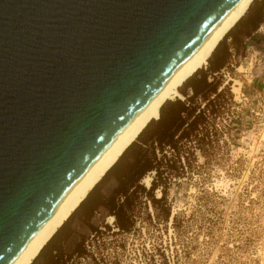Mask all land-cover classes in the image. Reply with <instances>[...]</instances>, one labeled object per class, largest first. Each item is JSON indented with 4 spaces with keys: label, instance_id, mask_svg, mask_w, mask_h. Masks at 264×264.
Listing matches in <instances>:
<instances>
[{
    "label": "water",
    "instance_id": "1",
    "mask_svg": "<svg viewBox=\"0 0 264 264\" xmlns=\"http://www.w3.org/2000/svg\"><path fill=\"white\" fill-rule=\"evenodd\" d=\"M241 0H0V264Z\"/></svg>",
    "mask_w": 264,
    "mask_h": 264
},
{
    "label": "rangeland",
    "instance_id": "2",
    "mask_svg": "<svg viewBox=\"0 0 264 264\" xmlns=\"http://www.w3.org/2000/svg\"><path fill=\"white\" fill-rule=\"evenodd\" d=\"M258 2L251 4L253 9ZM225 38L220 50L230 44L224 42ZM231 54L220 73L210 75L207 63L180 89L182 96H191L187 87L204 75L206 82L214 79L221 89L225 87L220 98L211 99L217 108L215 116H208V123L217 136L210 147H205L204 153L193 150L194 158L185 160L184 178L171 181L164 189V203L153 208L143 200L135 229L128 235L118 233L113 222L107 223L109 217L103 208H96L92 218H83L94 201L108 195L115 186L113 175H106L92 191L91 200L86 199L88 209L84 206L76 211L52 244L54 247L65 239V250L79 242L87 245L91 258H73L71 264H264V20L252 38ZM234 82L240 83L238 99L232 93ZM174 102L164 106L163 113ZM198 103L202 109L203 102ZM157 121L147 127L148 132L154 130ZM194 144L183 145L187 151L195 149ZM153 176L145 177L152 181ZM155 196L159 198L160 192L156 191ZM166 210L169 218L164 222ZM147 216L150 221H146ZM91 228L98 229L96 235ZM50 249L42 250L35 264L55 256L50 255Z\"/></svg>",
    "mask_w": 264,
    "mask_h": 264
},
{
    "label": "trees",
    "instance_id": "3",
    "mask_svg": "<svg viewBox=\"0 0 264 264\" xmlns=\"http://www.w3.org/2000/svg\"><path fill=\"white\" fill-rule=\"evenodd\" d=\"M252 5L245 17L226 36L224 42L229 41L230 44L220 50L219 47L222 44L220 43L210 57L207 68L210 75L218 74L225 69L230 57L233 56L231 51L237 52L238 48L259 30L264 20V0H260L255 9L252 8ZM206 81L204 75L187 87L191 91V96L183 93L184 101L174 102L166 113L161 110L160 119L154 123V130L148 132V127L136 144L119 159V162L107 174L106 177L112 174V179L115 181L111 192L106 196H99L94 201L93 207L88 209L85 204L94 194L92 192L79 208L85 206L88 209H86V216L83 218H92L96 208H103L106 215L113 218V225L117 232L128 235L135 229V220L140 217L142 205H144L143 200L148 201L153 208L164 203L167 197L164 189L171 181L177 182L184 178L185 160L188 161L187 158L190 157L194 158L193 150L204 153V148H209L213 143L212 139L217 136L216 129L208 123V116L216 115L217 105L211 99L220 98L225 87L221 89V85L215 83L214 79L212 82ZM199 100L203 102L202 109H200ZM191 142L195 143V149L188 148L186 151V145L183 144L189 145ZM167 153H170V157L166 156ZM181 159L183 160L182 164ZM152 173L154 176L150 187L145 188L141 184L142 179ZM156 191L160 192L159 198L155 196ZM168 218L169 212L166 210L162 215V221L166 222ZM147 220L150 221L148 216ZM105 229L109 230L107 226ZM60 231L46 247H50V255L55 256L45 258L42 264H71L73 258L79 260L91 258L89 251L86 250L87 245L83 242L75 243L69 250H65L62 244L65 239H63L61 243L53 247L52 244L59 236ZM90 231L96 235L98 229L91 228ZM42 252L36 261L41 258Z\"/></svg>",
    "mask_w": 264,
    "mask_h": 264
},
{
    "label": "bare ground",
    "instance_id": "4",
    "mask_svg": "<svg viewBox=\"0 0 264 264\" xmlns=\"http://www.w3.org/2000/svg\"><path fill=\"white\" fill-rule=\"evenodd\" d=\"M253 2L254 0H241L227 17L199 45L120 133L11 264H33L36 261L42 250L80 208L89 194L100 184L124 153L137 141L142 132L152 122L159 119L161 109L170 102L176 100L182 101L184 99L180 93V89H182L195 74L206 67L212 53L217 49L225 36H227L244 17ZM237 70L238 72L242 71L241 68ZM232 93L237 99L239 98V82H234ZM142 183L145 187H149L151 178L145 177ZM112 222L113 218L109 217L107 223L110 224Z\"/></svg>",
    "mask_w": 264,
    "mask_h": 264
}]
</instances>
